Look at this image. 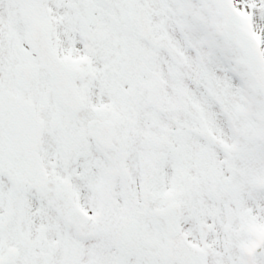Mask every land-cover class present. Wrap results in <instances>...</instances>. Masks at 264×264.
<instances>
[{"label": "snow or ice", "instance_id": "snow-or-ice-1", "mask_svg": "<svg viewBox=\"0 0 264 264\" xmlns=\"http://www.w3.org/2000/svg\"><path fill=\"white\" fill-rule=\"evenodd\" d=\"M0 264H264V0H0Z\"/></svg>", "mask_w": 264, "mask_h": 264}]
</instances>
